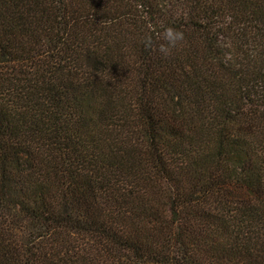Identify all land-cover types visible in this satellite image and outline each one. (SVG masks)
<instances>
[{"label":"trees","instance_id":"16d2710c","mask_svg":"<svg viewBox=\"0 0 264 264\" xmlns=\"http://www.w3.org/2000/svg\"><path fill=\"white\" fill-rule=\"evenodd\" d=\"M0 264H264V0H0Z\"/></svg>","mask_w":264,"mask_h":264},{"label":"clouds","instance_id":"9594fccd","mask_svg":"<svg viewBox=\"0 0 264 264\" xmlns=\"http://www.w3.org/2000/svg\"><path fill=\"white\" fill-rule=\"evenodd\" d=\"M161 35L166 43H161L158 46L154 45L151 36H145L143 42L146 48H155L166 58L171 55L172 50L177 47L178 43L184 40V34L173 27H167Z\"/></svg>","mask_w":264,"mask_h":264}]
</instances>
